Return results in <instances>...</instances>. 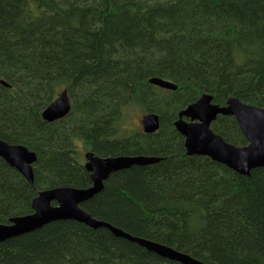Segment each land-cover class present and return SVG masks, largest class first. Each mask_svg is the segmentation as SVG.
<instances>
[{
    "label": "trees",
    "instance_id": "obj_1",
    "mask_svg": "<svg viewBox=\"0 0 264 264\" xmlns=\"http://www.w3.org/2000/svg\"><path fill=\"white\" fill-rule=\"evenodd\" d=\"M64 92L70 113L45 121ZM203 94L264 107V0H0V139L37 156L33 185L0 158V225L32 214L40 191L90 187L81 147L156 157L111 174L81 207L205 264H264V168L243 176L188 155L175 129ZM132 110L157 114L160 129H124ZM212 130L247 145L234 117L219 116ZM0 264L180 263L62 220L1 242Z\"/></svg>",
    "mask_w": 264,
    "mask_h": 264
},
{
    "label": "water",
    "instance_id": "obj_2",
    "mask_svg": "<svg viewBox=\"0 0 264 264\" xmlns=\"http://www.w3.org/2000/svg\"><path fill=\"white\" fill-rule=\"evenodd\" d=\"M149 83L164 90L177 89L173 82L157 77L150 78ZM1 84L7 86L4 81ZM70 110L71 102L67 92H64L45 108L42 118L54 122L65 118ZM219 115H231L236 119L248 142L246 146L230 144L211 129ZM142 125L145 134H153L160 127V118L154 113L146 114L142 118ZM174 126L184 138L188 155L209 157L242 175L264 168V107L241 102L236 97L229 98L225 106H220L213 103L212 95L204 94L181 110ZM0 158L18 171L29 184H34L33 165L37 161L34 152L23 145H12L0 139ZM85 158V169L90 174L92 185L84 189L57 187L40 191L32 201V214L12 218L10 224L0 225V243L34 232L51 222L73 220L94 230L108 229L115 236L134 242L167 260L180 264H205L171 247L134 237L108 222L94 218L81 207L103 191L104 183L111 174L133 166L155 164L160 158L140 155L98 157L93 152L86 153Z\"/></svg>",
    "mask_w": 264,
    "mask_h": 264
},
{
    "label": "rangeland",
    "instance_id": "obj_3",
    "mask_svg": "<svg viewBox=\"0 0 264 264\" xmlns=\"http://www.w3.org/2000/svg\"><path fill=\"white\" fill-rule=\"evenodd\" d=\"M143 112L138 111V110H132L130 113V116L127 117L126 124L124 125V129L128 128L129 131L132 132H139L143 131L142 127V117H143ZM81 147V146H80ZM80 152L82 153V161L85 163L86 160L84 158L85 153L87 152L86 148H80Z\"/></svg>",
    "mask_w": 264,
    "mask_h": 264
},
{
    "label": "bare ground",
    "instance_id": "obj_4",
    "mask_svg": "<svg viewBox=\"0 0 264 264\" xmlns=\"http://www.w3.org/2000/svg\"><path fill=\"white\" fill-rule=\"evenodd\" d=\"M221 116H223V117H227V116H228V117H233V116H231V115H221ZM214 122H215V121H214ZM214 122H213V123H214ZM213 123H212V124H213ZM159 129H160V127H159ZM159 129H158V130H159ZM158 130H157V131H158ZM146 157H147V156H146ZM86 162H87V160H86ZM86 162H85V164H86ZM85 164H84V167H85ZM125 170H126V169H125ZM118 172H119V171H118ZM234 172H236V171H234ZM236 173H237V174H240V173H238V172H236ZM240 175H242V174H240ZM249 175H250V174H249ZM249 175H243V176H249ZM94 198H95V197H94ZM43 227H44V226H43ZM181 253H182V252H181ZM184 254H185V253H184Z\"/></svg>",
    "mask_w": 264,
    "mask_h": 264
}]
</instances>
